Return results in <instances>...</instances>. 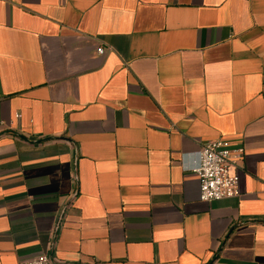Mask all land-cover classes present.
<instances>
[{
	"label": "crops",
	"instance_id": "obj_1",
	"mask_svg": "<svg viewBox=\"0 0 264 264\" xmlns=\"http://www.w3.org/2000/svg\"><path fill=\"white\" fill-rule=\"evenodd\" d=\"M0 121V264H264V0H0Z\"/></svg>",
	"mask_w": 264,
	"mask_h": 264
},
{
	"label": "built area",
	"instance_id": "obj_2",
	"mask_svg": "<svg viewBox=\"0 0 264 264\" xmlns=\"http://www.w3.org/2000/svg\"><path fill=\"white\" fill-rule=\"evenodd\" d=\"M104 48L99 53H104ZM8 129L5 121H0V135ZM243 146H234L225 139L206 142L200 149L193 171L200 182V199L205 202L221 200L239 195V174L236 162L243 156ZM20 264H59L48 253H41L23 260Z\"/></svg>",
	"mask_w": 264,
	"mask_h": 264
}]
</instances>
